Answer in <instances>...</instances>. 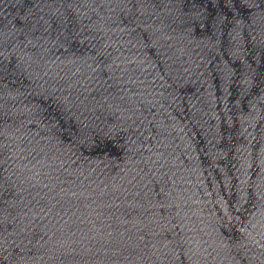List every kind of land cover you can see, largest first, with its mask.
<instances>
[{
    "label": "water",
    "instance_id": "water-1",
    "mask_svg": "<svg viewBox=\"0 0 264 264\" xmlns=\"http://www.w3.org/2000/svg\"><path fill=\"white\" fill-rule=\"evenodd\" d=\"M0 264H264V0H0Z\"/></svg>",
    "mask_w": 264,
    "mask_h": 264
}]
</instances>
